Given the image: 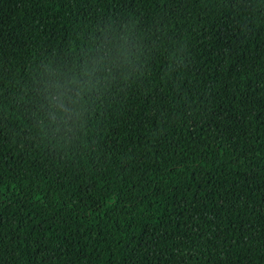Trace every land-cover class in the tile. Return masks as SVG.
Returning a JSON list of instances; mask_svg holds the SVG:
<instances>
[{"label":"trees","instance_id":"obj_1","mask_svg":"<svg viewBox=\"0 0 264 264\" xmlns=\"http://www.w3.org/2000/svg\"><path fill=\"white\" fill-rule=\"evenodd\" d=\"M0 264H264V0H0Z\"/></svg>","mask_w":264,"mask_h":264}]
</instances>
